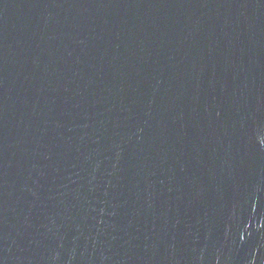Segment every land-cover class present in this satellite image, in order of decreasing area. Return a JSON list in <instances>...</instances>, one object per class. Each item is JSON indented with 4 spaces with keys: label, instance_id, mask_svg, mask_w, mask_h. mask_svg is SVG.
<instances>
[{
    "label": "water",
    "instance_id": "obj_1",
    "mask_svg": "<svg viewBox=\"0 0 264 264\" xmlns=\"http://www.w3.org/2000/svg\"><path fill=\"white\" fill-rule=\"evenodd\" d=\"M0 264H264V0H0Z\"/></svg>",
    "mask_w": 264,
    "mask_h": 264
}]
</instances>
